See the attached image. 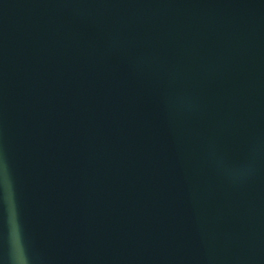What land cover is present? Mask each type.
<instances>
[{
	"label": "water",
	"instance_id": "obj_1",
	"mask_svg": "<svg viewBox=\"0 0 264 264\" xmlns=\"http://www.w3.org/2000/svg\"><path fill=\"white\" fill-rule=\"evenodd\" d=\"M0 264H264V0H0Z\"/></svg>",
	"mask_w": 264,
	"mask_h": 264
}]
</instances>
